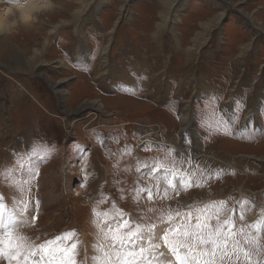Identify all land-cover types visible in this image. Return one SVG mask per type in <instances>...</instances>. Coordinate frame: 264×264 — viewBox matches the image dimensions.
I'll use <instances>...</instances> for the list:
<instances>
[{"label": "rangeland", "instance_id": "rangeland-1", "mask_svg": "<svg viewBox=\"0 0 264 264\" xmlns=\"http://www.w3.org/2000/svg\"><path fill=\"white\" fill-rule=\"evenodd\" d=\"M26 2L0 0L13 9L0 33V196L8 210L21 199L29 205V222L15 232L39 244L74 230L78 264H93L103 242L93 209L156 224L160 243L161 214L225 201L233 230L257 235L250 225L264 219V0H33L25 22L15 7ZM156 127L166 146L138 144L137 134ZM164 169L201 186L169 188L165 198L156 178ZM259 235V250L236 239L264 264Z\"/></svg>", "mask_w": 264, "mask_h": 264}, {"label": "snow or ice", "instance_id": "snow-or-ice-1", "mask_svg": "<svg viewBox=\"0 0 264 264\" xmlns=\"http://www.w3.org/2000/svg\"><path fill=\"white\" fill-rule=\"evenodd\" d=\"M15 2L21 3L22 0ZM162 168L163 165L152 167L148 174L154 176ZM156 178L165 184V198L169 188L177 191L179 186L187 191L192 186H201L193 185L187 176H178L174 169H164V175ZM30 182L20 177V183ZM134 191L146 193L149 201L154 198L150 188L137 186ZM135 199H139V195ZM3 200L0 196V261L5 264H78L80 241L74 230L37 244L32 238L15 232L18 224L29 222L28 201L21 199L17 208L8 210ZM38 204L37 201V207ZM232 212L225 201L209 202L195 211L168 210L159 217V222L167 227L161 229L160 243H157L156 224L144 225L122 210L112 218V213L93 209L96 227L103 236V242L94 245L99 255L92 258L93 264H261L260 261L253 262L251 249H245L236 237L243 236L244 244L259 250L264 219L250 225L257 233L252 236L251 233L245 234L243 229L233 230L235 218L230 214ZM243 218L244 208L241 207L240 219ZM36 219L35 215L31 216V223L34 224ZM161 245L174 260L164 258Z\"/></svg>", "mask_w": 264, "mask_h": 264}, {"label": "bare ground", "instance_id": "bare-ground-1", "mask_svg": "<svg viewBox=\"0 0 264 264\" xmlns=\"http://www.w3.org/2000/svg\"><path fill=\"white\" fill-rule=\"evenodd\" d=\"M33 0H27V2L26 3H24V4H19V5H17L15 8L17 9V11L19 12V14H20V18L23 20V21H25V22H28V20L30 19V17L32 16V14H31V16H30V13L32 12V10H33V8H35V7H38L37 5L38 4H35V5H32L31 3L30 4H28L29 2H32ZM179 1V0H178ZM39 2H42V3H47V0H39ZM186 2H187V0H181V4H186ZM20 5H23V8L21 9L20 8ZM39 9V8H38ZM4 14L3 13H0V33L1 32H3V31H5V30H7L6 29V25L4 24L5 22H4V20H3V18H4V16H3ZM75 16V15H74ZM32 18V17H31ZM31 22V21H30ZM110 33V32H109ZM80 39H81V37H80ZM109 44H110V39H109V42L104 46V48H103V50H102V52H101V54H100V60H101V64H100V69H102L104 66H106L105 64V62H106V58H107V55H108V52H109ZM9 47V46H8ZM78 50L79 51H81V47H78ZM78 50H77V52H76V54H78L79 52H78ZM107 68V67H106ZM189 113H187V111H186V113H185V118L182 120L183 121V127H184V129L183 130H185V129H187V127H188V125H187V123H188V121H189ZM147 135V134H146ZM143 138H144V136H143ZM161 146L162 145H164V146H166L165 144H160ZM249 202H250V204H252L253 203V201H250V200H248Z\"/></svg>", "mask_w": 264, "mask_h": 264}, {"label": "built area", "instance_id": "built-area-1", "mask_svg": "<svg viewBox=\"0 0 264 264\" xmlns=\"http://www.w3.org/2000/svg\"><path fill=\"white\" fill-rule=\"evenodd\" d=\"M158 129H159V127H156L151 132H148L145 134H142V133L137 134L136 141L138 142V144L141 143L142 145L145 144L146 142L154 143V145L164 144L165 142H163V140L160 138V136L156 135L159 132ZM146 134H147V137L143 138V136ZM159 146H161V145H159ZM162 146H164V145H162Z\"/></svg>", "mask_w": 264, "mask_h": 264}, {"label": "clouds", "instance_id": "clouds-1", "mask_svg": "<svg viewBox=\"0 0 264 264\" xmlns=\"http://www.w3.org/2000/svg\"><path fill=\"white\" fill-rule=\"evenodd\" d=\"M20 8L22 9L23 5H20ZM12 12H13V9L10 7L0 8V13H3L4 15H10V14H12Z\"/></svg>", "mask_w": 264, "mask_h": 264}]
</instances>
